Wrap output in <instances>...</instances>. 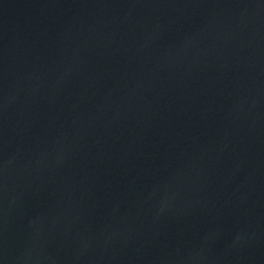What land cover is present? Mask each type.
Segmentation results:
<instances>
[{
	"label": "water",
	"instance_id": "water-1",
	"mask_svg": "<svg viewBox=\"0 0 264 264\" xmlns=\"http://www.w3.org/2000/svg\"><path fill=\"white\" fill-rule=\"evenodd\" d=\"M0 264H264V0H0Z\"/></svg>",
	"mask_w": 264,
	"mask_h": 264
}]
</instances>
